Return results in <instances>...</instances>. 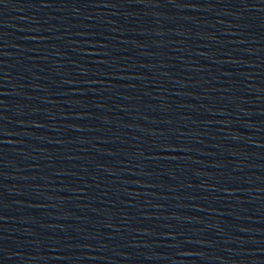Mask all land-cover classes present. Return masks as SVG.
<instances>
[{
	"label": "water",
	"instance_id": "95a60500",
	"mask_svg": "<svg viewBox=\"0 0 264 264\" xmlns=\"http://www.w3.org/2000/svg\"><path fill=\"white\" fill-rule=\"evenodd\" d=\"M0 264H264V0H0Z\"/></svg>",
	"mask_w": 264,
	"mask_h": 264
}]
</instances>
